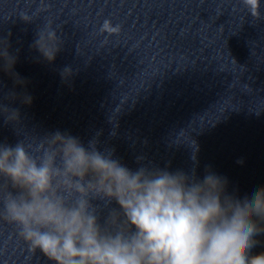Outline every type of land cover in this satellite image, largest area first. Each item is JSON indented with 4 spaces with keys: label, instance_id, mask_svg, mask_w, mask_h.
Returning a JSON list of instances; mask_svg holds the SVG:
<instances>
[{
    "label": "water",
    "instance_id": "95a60500",
    "mask_svg": "<svg viewBox=\"0 0 264 264\" xmlns=\"http://www.w3.org/2000/svg\"><path fill=\"white\" fill-rule=\"evenodd\" d=\"M0 0V143L36 144L59 131L129 169H210L243 199L264 188V0ZM62 45L47 61L39 31ZM66 70V71H65ZM19 78L23 85L16 84ZM21 94L31 97L23 104ZM238 161H243L238 163ZM112 207H118L113 201ZM264 227V223L257 221ZM250 255L264 253V233ZM0 264H52L0 219Z\"/></svg>",
    "mask_w": 264,
    "mask_h": 264
},
{
    "label": "clouds",
    "instance_id": "9594fccd",
    "mask_svg": "<svg viewBox=\"0 0 264 264\" xmlns=\"http://www.w3.org/2000/svg\"><path fill=\"white\" fill-rule=\"evenodd\" d=\"M245 2L259 9V0ZM61 45L54 30L39 31L34 42L49 62ZM14 63L0 40V68L11 73ZM17 98L0 99L5 123L18 122L19 110L3 100ZM19 99L31 103L27 94ZM97 143L59 131L38 146L0 143V219L16 226L31 251L52 264H264V253L250 255L264 233L257 223H264V188L240 199L210 169L202 178L132 170Z\"/></svg>",
    "mask_w": 264,
    "mask_h": 264
}]
</instances>
